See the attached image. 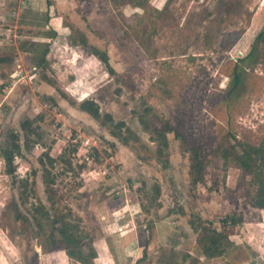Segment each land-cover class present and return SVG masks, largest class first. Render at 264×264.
<instances>
[{"label":"rangeland","instance_id":"374dc122","mask_svg":"<svg viewBox=\"0 0 264 264\" xmlns=\"http://www.w3.org/2000/svg\"><path fill=\"white\" fill-rule=\"evenodd\" d=\"M263 152L264 0H0V264H264Z\"/></svg>","mask_w":264,"mask_h":264},{"label":"trees","instance_id":"16d2710c","mask_svg":"<svg viewBox=\"0 0 264 264\" xmlns=\"http://www.w3.org/2000/svg\"><path fill=\"white\" fill-rule=\"evenodd\" d=\"M262 31L259 32L257 37H260L262 35ZM80 107L85 110L86 112L90 113L93 117L100 119L101 114L99 112L98 104L93 99H84ZM254 151H258L259 148H253ZM1 152L3 154V157L5 161L8 164V171L13 170V155L15 153L19 152V143L17 142V139L15 137V134H12V136L9 137V144L7 146H4L1 149ZM259 158L261 162L264 164V152L259 155ZM50 160H52L50 158ZM196 161L198 164L197 158L195 159V162L192 163V173H193V183H196L198 181L202 180L200 172L198 170H195L194 168L196 166ZM264 183L261 182L259 185V190L257 192V202L256 204L258 206H264ZM228 217L224 218L223 221L227 223ZM222 221V222H223ZM233 221V220H231ZM235 221V220H234ZM53 222H57V220H53ZM223 222V223H224ZM59 227L56 225L54 226V230H58ZM200 239H201V246H202V253L206 257H217L224 255L227 253L230 248L234 245L233 240L230 239L228 233H226L224 230H218L215 227H203L202 232L200 233ZM65 240L68 242V246L66 248V253L70 257H74L76 259H81L83 256L88 255L89 257H94L96 254L91 249L89 253H84V250L80 248V245L74 238L71 237V235H66Z\"/></svg>","mask_w":264,"mask_h":264},{"label":"crops","instance_id":"0c3cea01","mask_svg":"<svg viewBox=\"0 0 264 264\" xmlns=\"http://www.w3.org/2000/svg\"><path fill=\"white\" fill-rule=\"evenodd\" d=\"M137 240L136 241H138L139 242V240H138V238H136ZM104 249V248H103ZM134 250V251H133ZM132 251H133V254L132 255H134V253H135V249H132ZM103 255V257H105V258H102L101 259V261H99V257H100V252H99V255H98V253H97V260L99 261V263H98V261H97V264H115L116 263V260H115V258H114V256H113V254L111 253V251L110 252H106V254H102ZM102 257V256H101Z\"/></svg>","mask_w":264,"mask_h":264}]
</instances>
